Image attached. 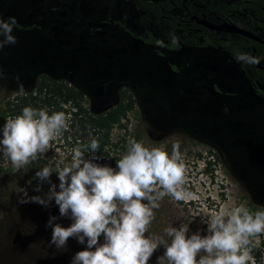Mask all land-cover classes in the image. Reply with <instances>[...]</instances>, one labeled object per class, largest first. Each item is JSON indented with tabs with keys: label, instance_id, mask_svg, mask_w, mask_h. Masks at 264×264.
Segmentation results:
<instances>
[{
	"label": "rangeland",
	"instance_id": "374dc122",
	"mask_svg": "<svg viewBox=\"0 0 264 264\" xmlns=\"http://www.w3.org/2000/svg\"><path fill=\"white\" fill-rule=\"evenodd\" d=\"M133 6L134 0H0V18H16L17 40L0 49V102L42 75L86 85L94 110L111 104L119 89H128L136 106L125 128L114 130L115 160L129 138L169 152L178 142L185 164L182 187L190 194L179 201L164 195L145 235L180 223H188L189 234L200 230L203 235L202 218L222 206L264 209V98L225 53L144 45L108 20L127 15L141 27L139 14L130 12ZM4 120L0 117V125ZM50 180L59 182L53 174ZM48 189L35 172L0 174V264H69L85 247L71 237L63 250L49 243V216H57L63 226L71 221L59 216L54 202L45 207L31 201ZM258 243L259 264H264V231ZM162 253L158 247L147 264H156Z\"/></svg>",
	"mask_w": 264,
	"mask_h": 264
},
{
	"label": "clouds",
	"instance_id": "9594fccd",
	"mask_svg": "<svg viewBox=\"0 0 264 264\" xmlns=\"http://www.w3.org/2000/svg\"><path fill=\"white\" fill-rule=\"evenodd\" d=\"M15 25V17L0 18V49L17 42ZM177 39L171 34L173 45ZM234 59L242 65L256 62V57L246 52L235 53ZM18 91L23 93L22 85ZM66 127L64 111L26 105L0 125V157L20 169L43 154ZM97 148V139L91 137L86 144L73 147L70 160L44 165L35 172L49 189L43 196L30 197L31 201L45 207L54 202L59 216L71 221L63 226L57 216H49V243L63 250L71 237L85 245L72 255L69 264H147L158 247L163 253L156 264H246L250 259L249 237L264 231V209L252 212L244 204L222 206L202 218L206 225L203 235L200 230L189 234L188 223L169 224L159 233L145 235L153 209L159 207L164 195L177 201L190 195L182 187L185 164L178 142L169 152L163 146L149 147L129 138L114 167L97 162ZM52 173L58 183L51 182Z\"/></svg>",
	"mask_w": 264,
	"mask_h": 264
},
{
	"label": "trees",
	"instance_id": "16d2710c",
	"mask_svg": "<svg viewBox=\"0 0 264 264\" xmlns=\"http://www.w3.org/2000/svg\"><path fill=\"white\" fill-rule=\"evenodd\" d=\"M183 6L186 9L185 15L174 16L167 13L175 7L183 8ZM143 9L150 12L156 20L167 22L176 30L182 29L184 34L190 33L185 39L184 46L195 48H218L222 46L232 58L237 52L250 54L252 50L247 47H250L254 42L246 37H241L238 40H222L220 37L196 32L198 25L191 20L192 15L201 16L204 11L203 13L209 20L215 21L218 17L220 20L226 19L230 14L237 11L246 12L249 18L245 25L246 28L255 32L259 28H264L263 23L258 21V19L264 20V0H239L226 3L213 0H162L155 4H144ZM125 29L132 34L134 39L145 44L165 45V42L152 35L144 37L136 34L127 26ZM168 46L173 49L182 48V45L178 43ZM256 47L258 50L256 55L259 53V48L264 50L262 46ZM250 64L243 65L250 69L246 75L253 83L264 85V71L252 67ZM216 90L220 92L217 87ZM260 93H263L262 89H260ZM92 96L89 95V88L84 84L42 75L23 93L4 98L0 102L1 118L6 119L15 116L20 113L24 106L31 105L34 108H47L50 112L64 111L67 114V127L49 142V146L43 154H38L35 160L30 159L20 169L13 168L10 161L0 157V174L17 171L32 173L44 165L54 166L60 160L68 161L71 159L73 147L86 144L91 137H95L98 141L95 155L100 159L97 162L107 163L114 167L113 133L118 127L125 128L124 123L129 112L135 108L136 100L128 89L121 88L111 104L103 109L94 110L91 102ZM85 154L87 155V153ZM52 174L55 175V173ZM249 193L253 198H256L255 191L249 190ZM259 236L260 233H257L249 237L247 247L249 248L250 259L246 261V264H259L262 260V246L258 243Z\"/></svg>",
	"mask_w": 264,
	"mask_h": 264
},
{
	"label": "flooded vegetation",
	"instance_id": "af4514ba",
	"mask_svg": "<svg viewBox=\"0 0 264 264\" xmlns=\"http://www.w3.org/2000/svg\"><path fill=\"white\" fill-rule=\"evenodd\" d=\"M162 0H134V9H130V12H132V10H135L138 14H139V17H140V22L143 24L141 27L137 25V28L135 26V23L132 22L133 20V17H128L127 15H123L122 18H119L117 20H110L108 19L109 21H111V23L113 24H116L118 25L120 28H122L128 35H130L132 37L133 40L139 42V43H142L144 45H148V46H157L159 48H164L166 50H170V51H179L183 48H195V47H190V46H184V43H185V39L188 37V35L190 34H184V30H176L174 29L172 26H170L167 22H164V21H158L156 20L152 14L146 10L143 9L144 7V4H155V3H158V2H161ZM215 2H220V3H226V2H234V1H239V0H229V1H216V0H213ZM185 6L182 7H175L173 8L172 10H169L167 11V13L171 14V15H174V16H178V15H185ZM204 12V11H203ZM202 12V15L201 16H196V15H192L191 16V20L192 21H195V23L198 25V28H196V32H203L204 34H209L211 36H215V37H220V39L222 40H226V39H231V40H238V39H241V37H245L243 35H239V34H235V33H229V32H223V31H219V30H214V29H211L209 28L208 26H206L205 24L201 23L200 21L201 20H207L213 24H216V25H221L225 22H229L231 24H235V25H238L246 30H249L253 33H255L256 35L260 36L263 40H264V28H259L256 32L251 30V29H248L245 27L246 23L248 22L249 18H248V15L246 12H240V11H237L236 13L234 14H230L229 17H227L226 19H222L220 20L219 17L216 18L215 21H211L209 20L206 15ZM108 14V13H107ZM149 16V17H152L155 21V23H150V21L146 20L145 18ZM182 21H185L184 19H182ZM259 22H262L263 25H264V20L262 19H258ZM125 26L129 27L130 29L133 30V32H135L136 34L138 35H142L144 37H149L150 35L156 37L157 39L165 42V45L164 46H161V45H156V44H145L139 40H136L133 38L132 34L128 33L127 30L125 29ZM134 26V27H133ZM158 28L160 31H161V35H159L156 31H155V28ZM171 34H174L176 37H178L177 39V43L182 45V48L180 49H173V48H170L168 45H171ZM192 34V33H191ZM248 38V37H246ZM250 39L252 42H254V44H252L250 47H247V48H251L252 52L250 53V55L256 57V60L260 61L263 65H264V50L259 48V53L256 55V52L258 51L257 50V47L256 46H262V48H264V44L263 43H260L256 40H253L251 38H248ZM195 49H208V50H218L222 53H225L228 57H230L231 59H233L235 61L234 58H232V56L222 48V46H219L218 48H195ZM163 55H165L163 53ZM240 69V72L242 74V78L244 81H246L251 87H253L257 93V95H260L261 97L264 98V85H262L261 83H258V85L256 83H253L251 81V79L246 75V72L250 69L248 67H244L243 65L245 64H241L237 61H235ZM173 69L175 70H179V68L176 67V65L172 64L171 65ZM250 66L252 67H255L259 70H262L264 71V69H261L260 67H258L257 63H251ZM216 85V84H215ZM214 85V88L216 90V87L218 89H220L217 85L215 87ZM260 89L263 90V93H260ZM217 91V90H216ZM218 92V91H217ZM219 93H222V91L220 90Z\"/></svg>",
	"mask_w": 264,
	"mask_h": 264
},
{
	"label": "water",
	"instance_id": "95a60500",
	"mask_svg": "<svg viewBox=\"0 0 264 264\" xmlns=\"http://www.w3.org/2000/svg\"><path fill=\"white\" fill-rule=\"evenodd\" d=\"M201 23L205 24L206 26H208L209 28L211 29H216V30H219V31H223V32H229V33H235V34H239V35H243L245 37H248V38H251L253 40H256L260 43H263L264 44V40L256 35L255 33L249 31V30H246L238 25H235V24H231L229 22H225L221 25H216V24H213L207 20H201L200 21ZM254 63H257L258 67H260L261 69H264V65L256 60V62Z\"/></svg>",
	"mask_w": 264,
	"mask_h": 264
}]
</instances>
